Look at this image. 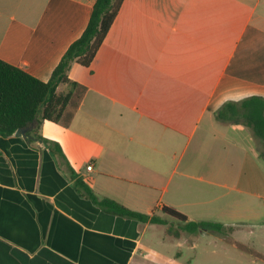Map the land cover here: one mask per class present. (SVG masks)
<instances>
[{
	"label": "crops",
	"instance_id": "0c3cea01",
	"mask_svg": "<svg viewBox=\"0 0 264 264\" xmlns=\"http://www.w3.org/2000/svg\"><path fill=\"white\" fill-rule=\"evenodd\" d=\"M95 1L0 0V60L48 81ZM68 77L86 88L72 122L38 130L61 154L30 130L0 137V264H175L145 242L171 241L162 226L110 214L87 190L232 229L264 218V139L216 119L264 99V0H123Z\"/></svg>",
	"mask_w": 264,
	"mask_h": 264
},
{
	"label": "trees",
	"instance_id": "16d2710c",
	"mask_svg": "<svg viewBox=\"0 0 264 264\" xmlns=\"http://www.w3.org/2000/svg\"><path fill=\"white\" fill-rule=\"evenodd\" d=\"M123 0H96L86 28L66 50L48 81H40L18 67L0 60V137H9L18 129L33 128L28 132L31 140H38L61 154L58 145H51L39 134V126L47 121L69 127L86 93V88L71 81L68 71L73 63L89 67L114 22ZM64 86V91L58 87ZM216 119L232 126L243 123L252 127L256 137L264 139V99L253 97L240 104L227 103L217 113ZM54 144V143H53ZM264 158V157H263ZM81 183V181H79ZM90 199L108 213L136 220L143 224L167 226L168 218L178 223V229L167 235L177 238L181 232L189 234L201 231L223 233L227 229L220 223L188 221L187 217L172 207H163L151 215L131 211L111 199H97L87 190ZM229 228V227H228ZM232 228L230 227V230Z\"/></svg>",
	"mask_w": 264,
	"mask_h": 264
},
{
	"label": "rangeland",
	"instance_id": "374dc122",
	"mask_svg": "<svg viewBox=\"0 0 264 264\" xmlns=\"http://www.w3.org/2000/svg\"><path fill=\"white\" fill-rule=\"evenodd\" d=\"M244 146L251 155V145L246 142ZM256 148L264 157V144L258 143ZM263 157L260 159L262 165H264ZM167 221L169 222L167 226L160 227L165 235L168 227L172 229L171 232L178 229L176 221L171 218ZM238 226L231 230L230 227H226L223 233L215 231H201L194 234L181 232L179 238L181 240L168 234L171 241L164 242H155L147 234L145 242L158 251L162 258L174 259L175 264H264V218L239 223Z\"/></svg>",
	"mask_w": 264,
	"mask_h": 264
},
{
	"label": "water",
	"instance_id": "95a60500",
	"mask_svg": "<svg viewBox=\"0 0 264 264\" xmlns=\"http://www.w3.org/2000/svg\"><path fill=\"white\" fill-rule=\"evenodd\" d=\"M33 128V124H31L29 127H25V128H20V129H18L14 134L16 135V136H20V135H22V136H26V133L29 131V130H31Z\"/></svg>",
	"mask_w": 264,
	"mask_h": 264
},
{
	"label": "built area",
	"instance_id": "2783aa9c",
	"mask_svg": "<svg viewBox=\"0 0 264 264\" xmlns=\"http://www.w3.org/2000/svg\"><path fill=\"white\" fill-rule=\"evenodd\" d=\"M91 168H92L91 165H88V166L86 167V170H87V171H90Z\"/></svg>",
	"mask_w": 264,
	"mask_h": 264
}]
</instances>
